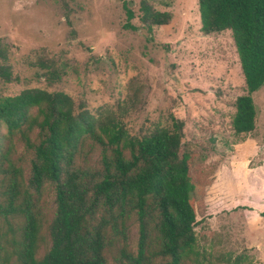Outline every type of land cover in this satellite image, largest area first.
I'll use <instances>...</instances> for the list:
<instances>
[{
  "label": "rangeland",
  "instance_id": "obj_1",
  "mask_svg": "<svg viewBox=\"0 0 264 264\" xmlns=\"http://www.w3.org/2000/svg\"><path fill=\"white\" fill-rule=\"evenodd\" d=\"M140 1L0 0V70L10 75L8 82L0 77V97L28 89L63 92L97 123L119 122L134 137L180 123L182 149L192 155L189 173L202 192L194 254L182 264H264V87L252 96L255 129L234 133L235 101L246 88L231 31L204 35L198 0H149L171 20L147 33ZM124 3L135 30L124 26ZM40 61L54 64L59 79L43 77ZM32 158L15 138L11 159L23 170L24 184ZM75 163L99 168L100 148L88 141ZM37 208L41 257L56 208L52 186L42 189ZM8 222L16 227L22 220ZM0 234L10 237L1 216ZM138 240L133 213L124 237L106 250L107 264H120L122 249L136 255ZM149 240L156 248L153 232Z\"/></svg>",
  "mask_w": 264,
  "mask_h": 264
},
{
  "label": "trees",
  "instance_id": "obj_2",
  "mask_svg": "<svg viewBox=\"0 0 264 264\" xmlns=\"http://www.w3.org/2000/svg\"><path fill=\"white\" fill-rule=\"evenodd\" d=\"M123 8L124 26L135 30L133 11L127 3ZM139 13L147 33L171 20L149 0L140 1ZM198 13L204 35L231 31L246 88L235 101L232 127L236 134L250 133L257 117L252 96L264 87V0H198ZM38 66L46 79H59L54 64ZM0 77L10 81L4 69ZM182 137L178 122L130 136L119 122L97 123L75 109L63 92L28 89L0 97V216L10 232L9 238L0 234V264H107L106 250L124 237L133 213L139 223L137 252L122 249L120 264H182L194 254L202 194L189 173L192 155L182 149ZM15 138L33 153L26 184L11 159ZM88 141L100 148L97 169L75 163ZM46 185L54 189L56 208L48 227L50 246L38 257L44 239L37 204ZM18 219L16 227L8 222Z\"/></svg>",
  "mask_w": 264,
  "mask_h": 264
},
{
  "label": "crops",
  "instance_id": "obj_3",
  "mask_svg": "<svg viewBox=\"0 0 264 264\" xmlns=\"http://www.w3.org/2000/svg\"><path fill=\"white\" fill-rule=\"evenodd\" d=\"M264 213V212H263ZM264 215V214H263Z\"/></svg>",
  "mask_w": 264,
  "mask_h": 264
}]
</instances>
